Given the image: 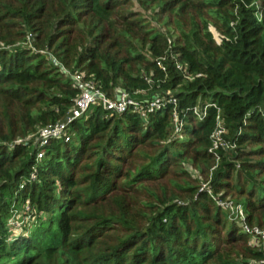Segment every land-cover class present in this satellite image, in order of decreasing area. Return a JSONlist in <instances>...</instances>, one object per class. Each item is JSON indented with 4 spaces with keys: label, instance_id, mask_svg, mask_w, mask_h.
<instances>
[{
    "label": "trees",
    "instance_id": "16d2710c",
    "mask_svg": "<svg viewBox=\"0 0 264 264\" xmlns=\"http://www.w3.org/2000/svg\"><path fill=\"white\" fill-rule=\"evenodd\" d=\"M77 73L182 116L210 105L180 135L170 103L94 105L41 148ZM218 114L233 147L214 153ZM227 199L264 228V0H0V264H260ZM22 210L36 227L13 231Z\"/></svg>",
    "mask_w": 264,
    "mask_h": 264
},
{
    "label": "built area",
    "instance_id": "2783aa9c",
    "mask_svg": "<svg viewBox=\"0 0 264 264\" xmlns=\"http://www.w3.org/2000/svg\"><path fill=\"white\" fill-rule=\"evenodd\" d=\"M178 68L185 69L184 64L179 63ZM76 84L81 88V93L75 100V104L71 108L69 114L62 120L56 122L55 124H49L45 127H41L35 139L37 145L43 148L51 139H64L69 141L71 138V125L86 114L91 107L94 105H103L105 109L112 112L123 113L129 108L141 112L146 115L149 112H154L164 108L168 103L173 105V128L177 135H180L184 127V117L186 111H192L199 119H203L206 115L207 107L206 105L203 109L200 106H194L192 108H187L183 116L178 109V101L175 97H160L157 96L151 100H139L131 97L123 89L117 91L115 98H110L104 91H102L94 80H84L83 73H77L73 76ZM217 128L212 134L211 138L213 140V146L210 149L212 152H216L219 148H231L233 145L226 141L225 134L226 129L224 123L221 120L220 115L217 116ZM44 157V150L41 149L37 153V160ZM220 204L229 208L235 219L239 220L242 224V228L245 233L250 235V245L262 249L264 251V228L259 226H250L246 223V213L241 205H234L233 201L227 199L226 201H221ZM264 264V259L260 262Z\"/></svg>",
    "mask_w": 264,
    "mask_h": 264
},
{
    "label": "rangeland",
    "instance_id": "374dc122",
    "mask_svg": "<svg viewBox=\"0 0 264 264\" xmlns=\"http://www.w3.org/2000/svg\"><path fill=\"white\" fill-rule=\"evenodd\" d=\"M147 15L150 16V19L155 27L159 29L161 28L163 29V31L166 30V26L164 25V23H162V21L159 22L156 18H153V16L149 13ZM10 227L13 229V231H21L25 230L26 228L34 229L36 227V223L30 215H27L26 212L22 210L16 215H13L10 221Z\"/></svg>",
    "mask_w": 264,
    "mask_h": 264
},
{
    "label": "water",
    "instance_id": "95a60500",
    "mask_svg": "<svg viewBox=\"0 0 264 264\" xmlns=\"http://www.w3.org/2000/svg\"><path fill=\"white\" fill-rule=\"evenodd\" d=\"M58 64V63H57ZM60 66L64 69V67L60 64ZM64 71L66 72V70L64 69ZM125 91V90H124Z\"/></svg>",
    "mask_w": 264,
    "mask_h": 264
}]
</instances>
